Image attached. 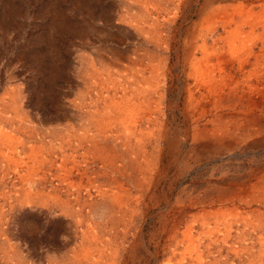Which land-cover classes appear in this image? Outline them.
Wrapping results in <instances>:
<instances>
[{"label": "rangeland", "instance_id": "obj_1", "mask_svg": "<svg viewBox=\"0 0 264 264\" xmlns=\"http://www.w3.org/2000/svg\"><path fill=\"white\" fill-rule=\"evenodd\" d=\"M242 4L264 11L0 0V264H264V132L237 116L257 79L206 71L235 28L217 7ZM241 29L243 44L218 41L229 65L264 50Z\"/></svg>", "mask_w": 264, "mask_h": 264}, {"label": "bare ground", "instance_id": "obj_2", "mask_svg": "<svg viewBox=\"0 0 264 264\" xmlns=\"http://www.w3.org/2000/svg\"><path fill=\"white\" fill-rule=\"evenodd\" d=\"M209 4V3H207ZM248 4V3H247ZM229 5V4H228ZM231 5V4H230ZM251 6V5H249ZM249 6H246L244 4L240 5V6H234L233 7V13H227L226 11V7L224 6H218L217 7V11H219L216 15H215V18H214V21L215 22L216 20H218V23H220V25L222 27H226L227 25L231 24V23H235V28L231 31L230 35H228V37L226 38H216V43L213 45V46H210L209 47V51L210 53L212 52L214 54V56L216 57V59L214 58V62H210L211 58H208L206 60V71H210V73H217V72H228V76H231V77H234V76H237L238 74H242L243 76H247L248 79H251V80H254V79H257L256 82H257V85L258 87L253 89L252 92H249L247 94H245L243 97H245L244 101L241 102V104L247 108V110H244L240 113H238L237 116L239 117H243V118H248V119H251L252 121H254L256 123V125L259 126V129L257 131V133H261V132H264V50H260L258 52L255 53V58L254 59H250L249 57H246L245 59L243 60H240L237 62V64L233 62L229 64H227L228 61H226V59H223V55H219L217 54L219 50L218 47V41L220 39H225L226 42L228 43V46H231V47H235L236 45L238 44H243L245 42V37H244V34H243V31H241L242 29V25H248L250 26L252 29L253 28H260L262 33H264V11H257L255 12L253 10V8L249 7ZM259 6V5H258ZM261 9V8H260ZM262 10H264V6L262 7ZM143 15V14H142ZM235 15H239V18L238 20L235 22ZM253 17V20L252 22H250V18ZM217 23V22H216ZM154 25V24H153ZM136 27V26H135ZM234 27V26H233ZM213 28V27H212ZM137 29V28H136ZM178 29V28H177ZM159 30V29H158ZM208 29H206L207 31ZM211 30V29H210ZM250 30V29H249ZM143 31V30H142ZM253 31V30H252ZM260 31V32H261ZM175 32V31H174ZM227 32V31H226ZM211 33V32H210ZM219 33V32H218ZM251 33V32H250ZM156 34V33H155ZM252 34V33H251ZM174 35V34H173ZM246 35V34H245ZM259 35V34H258ZM161 36V35H160ZM208 36V35H207ZM248 36V35H246ZM145 37V36H144ZM161 38V37H160ZM159 39V38H157ZM207 39V38H206ZM160 40V39H159ZM224 40V41H225ZM162 41V40H161ZM185 41V40H184ZM190 41V40H189ZM221 42V41H220ZM200 43V42H199ZM203 44V43H202ZM206 44V43H205ZM264 44V43H263ZM225 45V44H224ZM223 46V45H222ZM221 46V48H223ZM190 47V46H189ZM259 47V46H258ZM261 47V46H260ZM183 49V48H182ZM236 49V48H235ZM179 50V49H178ZM232 50V49H231ZM255 52V51H254ZM229 53V52H228ZM190 54V53H189ZM207 54V53H206ZM180 55V54H179ZM182 55V54H181ZM203 55V54H202ZM148 56V55H147ZM184 56V55H183ZM187 56V55H186ZM192 56V55H191ZM253 56V57H254ZM206 57V55H205ZM225 57V56H224ZM184 58V57H183ZM193 58V56H192ZM191 58V59H192ZM196 58V57H195ZM202 59V58H201ZM239 59V58H238ZM185 60V59H184ZM198 60V59H197ZM199 61V60H198ZM188 63H190V60H187ZM185 63L186 65L188 63ZM178 63V62H177ZM194 63V61H193ZM191 63V65L193 66L194 64ZM205 63V62H204ZM179 65V64H178ZM183 65V64H182ZM201 63L200 62H197L195 64V68L198 70V71H202V67L200 66ZM229 65V69H228V66ZM203 66V65H202ZM182 67V66H181ZM109 69V68H108ZM187 69V68H186ZM107 70V69H106ZM228 70V71H226ZM110 71V70H109ZM201 73V72H200ZM214 75V74H213ZM216 75V74H215ZM254 75H255V78H254ZM221 76V75H220ZM214 77V76H213ZM229 78V77H228ZM225 79V78H224ZM242 79V78H241ZM230 80V79H229ZM241 82V81H240ZM244 82V81H243ZM222 85V84H221ZM235 88V87H234ZM149 89V88H148ZM153 89V88H152ZM218 89V88H217ZM240 89V88H239ZM145 90V89H144ZM191 90V89H190ZM219 90V89H218ZM147 91V90H146ZM213 91H211L212 93ZM236 92V91H235ZM234 92V93H235ZM248 92V91H247ZM191 93V91H190ZM230 94V93H229ZM242 94V93H241ZM215 95V100H216V104L220 103L221 99H222V93L220 92H217L215 91L214 93ZM243 95V94H242ZM227 96V95H226ZM234 96V95H233ZM231 96V97H233ZM239 96V95H238ZM192 97V96H191ZM230 97V98H231ZM235 97V96H234ZM153 100V99H152ZM231 100V99H230ZM226 101V100H225ZM227 102V101H226ZM237 102V101H236ZM137 103V102H136ZM234 103V102H233ZM209 105V104H208ZM212 105V104H211ZM213 106V105H212ZM241 107V106H240ZM216 109L217 111L213 109H211V112L213 114V121L218 123L216 125H214V127L212 128V132H211V138H214V137H217L218 135H220V126L223 125L221 122H222V118L225 117V114L223 113H219L218 109L219 107L216 106ZM232 109V108H231ZM229 110V109H228ZM258 110H262L263 111V114H258L257 111ZM233 111V110H232ZM190 112V111H189ZM221 112V111H220ZM226 112V111H225ZM208 113V112H206ZM234 114V113H233ZM229 117L230 114H228ZM235 117V116H234ZM238 117V118H239ZM122 120V119H121ZM186 120V119H185ZM184 120V121H185ZM210 120V119H208ZM239 120V119H238ZM183 121V120H182ZM226 121V120H225ZM224 121V122H225ZM228 121V120H227ZM236 121V120H235ZM240 121V120H239ZM244 121V120H243ZM250 121V120H249ZM157 122V121H156ZM201 122V121H200ZM212 122V121H211ZM241 122V121H240ZM125 123V122H124ZM131 123V122H129ZM219 123H221V125H219ZM185 124V123H184ZM195 123H193L194 125ZM215 124V123H214ZM247 124V123H246ZM127 125V124H126ZM251 125V123H250ZM249 125V126H250ZM255 125V124H254ZM125 126V125H124ZM153 126V125H152ZM184 126V125H183ZM211 126V125H210ZM247 126V125H246ZM166 127V126H165ZM164 127V128H165ZM245 127V126H244ZM125 128V127H124ZM227 128V127H226ZM128 129V128H127ZM197 129V128H196ZM244 129V128H243ZM242 129V130H243ZM247 129V128H246ZM249 129V128H248ZM91 130V129H89ZM152 130V129H151ZM176 130V129H175ZM129 131V130H128ZM167 131V130H166ZM187 131V130H186ZM223 131V130H222ZM225 131V130H224ZM234 131V130H233ZM250 131V130H248ZM154 132V131H153ZM161 132V131H160ZM172 132V130H171ZM170 132V133H171ZM256 132V131H255ZM135 133V132H134ZM181 134V132H179ZM228 133V132H227ZM247 133V132H246ZM254 133V132H253ZM151 134V133H150ZM167 135V134H166ZM262 135V134H261ZM197 136L198 138H203L205 137L203 134H198V135H195ZM252 136V135H251ZM186 137V136H185ZM210 137V136H209ZM221 137V136H220ZM250 137V136H249ZM173 138V136H172ZM184 138V137H183ZM207 138V137H206ZM178 139V138H177ZM176 139V140H177ZM185 139V138H184ZM180 140V138H179ZM178 140V141H179ZM182 140V139H181ZM192 140V139H191ZM197 140V139H196ZM195 140V141H196ZM201 141V140H200ZM177 142V141H176ZM169 143V147L171 149L175 148L176 145L172 142H168ZM240 143V142H239ZM215 145V144H214ZM225 145V143H224ZM203 147V146H202ZM210 149V148H209ZM214 149V148H212ZM211 149V150H212ZM218 149V148H217ZM229 149V148H228ZM222 150V149H221ZM168 151V150H167ZM173 151V150H172ZM151 152V151H150ZM174 152V151H173ZM152 153V152H151ZM36 154V153H35ZM155 154V153H153ZM149 155V154H148ZM10 156V155H9ZM155 156V155H154ZM158 156V155H157ZM162 156V155H161ZM13 157V156H11ZM170 157V156H169ZM174 157V156H173ZM11 159V158H10ZM16 160V159H15ZM145 160V159H144ZM154 161V160H153ZM15 162V161H14ZM140 163V162H139ZM138 163V164H139ZM147 163V162H146ZM155 163V162H154ZM136 166V164H135ZM145 166V165H144ZM150 166V165H149ZM162 166V165H161ZM160 166V167H161ZM151 167V166H150ZM155 168V167H154ZM245 168V167H244ZM148 171V170H147ZM135 172V170H134ZM146 172V171H145ZM149 172V171H148ZM165 172V171H164ZM253 172V171H252ZM154 173V172H153ZM151 174V173H150ZM166 174V173H165ZM140 175V174H139ZM144 175V174H143ZM249 175V174H248ZM247 176V175H246ZM63 177V176H62ZM155 177V176H154ZM245 177V176H244ZM248 177V176H247ZM252 177V176H251ZM260 178V177H259ZM248 179V178H247ZM66 180V179H65ZM157 181V180H156ZM261 182V181H260ZM242 183V182H241ZM254 183V182H253ZM256 183V182H255ZM262 183V182H261ZM259 183V184H261ZM258 184V185H259ZM257 185V184H256ZM247 187V186H246ZM245 188V187H244ZM244 188H241V189H244ZM260 188V186H259ZM240 189V188H239ZM245 190V189H244ZM242 191V190H241ZM246 191V190H245ZM260 191V190H259ZM244 192V191H243ZM247 193V192H246ZM261 193V192H260ZM244 194V193H242ZM238 195V194H237ZM261 195V194H260ZM263 195V194H262ZM255 196V195H254ZM248 198V196H247ZM256 198V197H255ZM263 199V198H262ZM242 200V199H241ZM260 200V199H258ZM226 209V208H225ZM229 210V209H228ZM220 212V211H219ZM226 212V211H225ZM231 213V212H230ZM232 214V213H231ZM233 215V214H232ZM231 215V217H232ZM219 217V216H217ZM234 217V216H233ZM208 222V221H207ZM227 224V223H226ZM218 226V225H217ZM192 228V227H191ZM173 229V228H172ZM171 229V230H172Z\"/></svg>", "mask_w": 264, "mask_h": 264}]
</instances>
